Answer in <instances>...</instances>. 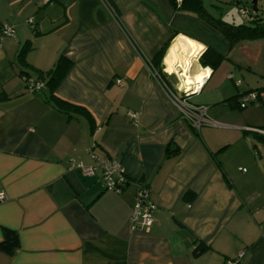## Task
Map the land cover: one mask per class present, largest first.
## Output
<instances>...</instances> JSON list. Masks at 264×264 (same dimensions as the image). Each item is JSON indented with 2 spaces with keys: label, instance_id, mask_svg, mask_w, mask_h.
<instances>
[{
  "label": "crops",
  "instance_id": "0c3cea01",
  "mask_svg": "<svg viewBox=\"0 0 264 264\" xmlns=\"http://www.w3.org/2000/svg\"><path fill=\"white\" fill-rule=\"evenodd\" d=\"M108 2L116 17L101 0H0V27L14 29L0 36V239L6 227L20 241L12 255L0 252V264H264V121L255 117L264 112V37L230 47L168 0ZM188 39L198 50L192 77L210 67L198 60L207 48L223 61L189 96L211 120L198 130L162 84L173 88L175 74L187 87L166 59ZM60 57L69 65L47 83ZM231 72L245 90L227 80ZM39 73L44 87L28 92L25 77ZM249 90L257 106L241 111ZM96 156L124 170L121 193L104 189L99 168L86 176L70 166L94 165ZM138 182L155 205L147 231L128 222ZM200 243L207 248L195 254Z\"/></svg>",
  "mask_w": 264,
  "mask_h": 264
},
{
  "label": "built area",
  "instance_id": "2783aa9c",
  "mask_svg": "<svg viewBox=\"0 0 264 264\" xmlns=\"http://www.w3.org/2000/svg\"><path fill=\"white\" fill-rule=\"evenodd\" d=\"M106 8L109 10L111 14L115 17L110 3L108 0H101ZM240 2H245V5H240L238 9L240 10L239 15L243 19H252L254 18L258 11L255 8L248 7L250 0H237ZM32 21L30 20V23ZM0 36L1 37H13L14 29L9 24H2L0 27ZM153 76H157L155 72L152 73ZM119 82V81H118ZM181 81L178 80V83L172 88L168 86L165 82H162L164 91L168 97V99L177 107L182 113L183 117L189 122V124L194 129H199L203 125L211 124V120L209 119L205 106H195L188 102V98L191 94L196 93L195 89L187 90L185 87H181ZM179 86V87H178ZM44 87V82L42 80H31L25 79V89L30 92H38ZM258 95L254 91H250L242 94L239 97V105L241 107H245L247 105L253 104L256 102ZM137 113L133 111H129L127 113L128 118L131 122L135 123L137 119ZM96 161L94 165H84L79 161L70 160V166L73 168H77L81 171L82 174L86 176H91L95 173L97 168L101 171L102 181L106 185L107 190H112L119 192L121 186L126 181L124 170L121 168L118 162L114 161L110 158L104 157H95ZM119 179V180H118ZM3 193V192H0ZM4 198L0 197V200ZM154 208L155 205L151 201L149 188L138 182L136 184V191L134 196V202L132 205V210L129 216V225L131 229L136 230H144L147 231L154 221ZM242 253H239V256ZM227 264H238L237 260L229 259L226 261Z\"/></svg>",
  "mask_w": 264,
  "mask_h": 264
},
{
  "label": "trees",
  "instance_id": "16d2710c",
  "mask_svg": "<svg viewBox=\"0 0 264 264\" xmlns=\"http://www.w3.org/2000/svg\"><path fill=\"white\" fill-rule=\"evenodd\" d=\"M168 1L171 4V6L175 8L176 10L193 13L197 17H199L201 20H203L204 22H206L207 24L215 28L217 31H219L224 36V38L229 43L230 47H232L233 45H235L236 43L240 41L264 37V21H262L264 20V18H262L261 16L262 8L260 7V4L257 0H250V3L248 4V7L257 9L258 11L257 15L252 19H244L246 22H244L243 24L239 26H236L234 23H229L221 17V9H220L221 6L217 5L216 3H210L206 5L204 0H168ZM233 2L237 6V9L240 5L241 6L245 5V2L243 1L239 3V1L233 0ZM111 8L114 14L117 16L115 9L112 7V5H111ZM167 46H168V43H165V45L157 52V54L155 55V60H153V65H156L159 67L161 58ZM28 47H29L28 43L23 44L19 52L20 58L23 57V54ZM198 60L202 66L216 67L221 62L222 55L214 51L211 48H207L205 51L201 53ZM68 65H69V62H67V60L60 57L56 61L54 68L46 71V74L49 77L47 83H49L50 81H57V77L54 76V74L60 72L62 68L68 67ZM25 79H29V78L25 77ZM36 80H42L45 85V75L39 73L38 77L34 79V81ZM250 91L256 92L255 90H250ZM250 91H247V92H250ZM33 93H36V92H33ZM238 104H239V101H238ZM241 108H244V107H241ZM96 157H100V156H96ZM104 158H109V157H104ZM124 175H125L126 181L123 183V186H121V189L119 192L115 191L116 193H121L123 189L125 188V186L129 184L130 182L126 173H124ZM101 181H102V176H101ZM102 184H103L104 189H106V185L103 183V181H102ZM135 191H136V187H135ZM134 196H135V193H134ZM1 233H2V237L0 239V252L5 253L7 255H12L20 246L18 233L15 230L6 228V227H2ZM206 248L207 247L204 244L200 243L195 247L194 253L199 254L203 252ZM233 260H237L238 262V258L233 259Z\"/></svg>",
  "mask_w": 264,
  "mask_h": 264
},
{
  "label": "bare ground",
  "instance_id": "6f19581e",
  "mask_svg": "<svg viewBox=\"0 0 264 264\" xmlns=\"http://www.w3.org/2000/svg\"><path fill=\"white\" fill-rule=\"evenodd\" d=\"M198 53V50L193 49V45H190L188 42L184 48H182V42H175L174 45L170 48L169 54L167 56L166 62H167V69L169 71H173V61H177L178 65L181 67L179 75L184 77V84L187 90H196V85L198 82L195 81V77L200 74L201 71L197 72L194 77H192L191 74H189L190 70V61L193 56H196ZM187 80H192V84H186L185 82ZM204 80V78H203ZM183 84V86H184ZM202 84V83H201ZM182 87V86H181Z\"/></svg>",
  "mask_w": 264,
  "mask_h": 264
},
{
  "label": "rangeland",
  "instance_id": "374dc122",
  "mask_svg": "<svg viewBox=\"0 0 264 264\" xmlns=\"http://www.w3.org/2000/svg\"><path fill=\"white\" fill-rule=\"evenodd\" d=\"M217 5H220L221 6V11H222V14H221V16H222V18L224 19V17L225 16H227V14L230 12V10L231 9H233V8H237V6L234 4V2H233V0L231 1V0H223V2L222 3H216ZM259 4H260V7L262 8V10H264V0H259ZM239 15V14H238ZM232 20L234 21L235 20V17H232ZM244 20V19H243ZM244 22H246L245 20H244ZM221 62H223V61H221ZM221 62H220V64H221ZM220 64L218 65V67H217V69L219 70V68H220ZM227 74V73H226ZM171 75H173L174 77H175V79H176V82L178 83V80H177V78H176V75L175 74H171ZM227 80L231 83V85L233 86V87H240V89L242 90V89H244V88H246V85H248V83H247V81L245 80V79H242L241 77H240V74H238V75H235L234 73H228L227 75ZM256 78V77H255ZM257 79V78H256ZM256 79L255 80H250V82H251V85L253 86V87H251V88H255L256 86H255V83H256ZM255 82V83H254ZM236 85V86H235ZM245 90V89H244ZM250 91V90H249ZM198 98H196V97H189L188 98V100H190V101H192V102H194L195 100H197ZM257 100H258V98H257ZM256 100V101H257ZM257 106V102H255V103H253V105H247V107L246 108H243L241 111H245V110H247V109H252V108H255ZM256 118H258L259 117V120H260V122L261 121H264V112H262V114H258V116H255ZM255 118V119H256ZM262 118V119H261ZM260 124H262V123H260Z\"/></svg>",
  "mask_w": 264,
  "mask_h": 264
},
{
  "label": "clouds",
  "instance_id": "9594fccd",
  "mask_svg": "<svg viewBox=\"0 0 264 264\" xmlns=\"http://www.w3.org/2000/svg\"><path fill=\"white\" fill-rule=\"evenodd\" d=\"M238 12H240L239 9L233 8V9L230 10V12L227 14V16L224 17V19L227 22H229V23H234L236 26H239V25H241V24L244 23V20L241 18L240 15H238ZM232 17H235V20L234 21L232 20ZM179 38L186 39L183 36H180ZM188 43L190 45H193V49L195 51L196 44L191 39H188ZM199 47H202L203 48L205 46L199 45ZM211 73H212L211 67H205V68H202L200 74L195 77V81L198 82L197 85H196V91L197 92H199V90H200L201 83L203 82V78L206 77V76L210 77ZM185 83L186 84H192L193 81L192 80H187ZM2 196H3V193H0V197H2Z\"/></svg>",
  "mask_w": 264,
  "mask_h": 264
}]
</instances>
